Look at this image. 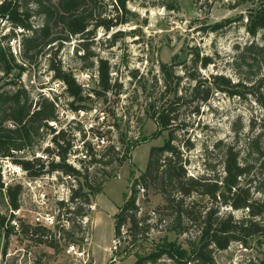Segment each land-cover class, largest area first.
Segmentation results:
<instances>
[{
	"label": "rangeland",
	"instance_id": "374dc122",
	"mask_svg": "<svg viewBox=\"0 0 264 264\" xmlns=\"http://www.w3.org/2000/svg\"><path fill=\"white\" fill-rule=\"evenodd\" d=\"M259 6L260 0H128V11L122 14L129 22L110 30L100 28L84 43L79 35L73 36L58 52V60L73 72L84 89L83 99L77 102L66 92L64 83L53 77L50 51L40 53L20 82L36 98L44 94L56 99L59 119L50 122L56 129L54 134L66 130L73 144L96 136L105 138L104 144H95L88 150L91 158L81 166L83 171L85 165L88 167L89 184L101 190L89 193L90 203L79 200L72 204L70 210L76 208L79 212L63 215V226L35 230L44 227L35 223L28 210L36 209L24 186L30 176L12 157H0L4 182V188H0V264H133L136 254H146L166 239L188 246L189 240L198 235L199 225L186 217L180 222L176 220V215L166 207L165 196L159 192L158 181H148L146 191L138 188V216L147 217L146 222L152 225L148 238H143L141 232L137 240L131 241L134 236L129 235L127 224L122 228L121 242L115 240V214L130 194L133 182L146 170L151 148L163 145L170 129L188 175L213 173L211 168L215 175H223L225 144H234L241 150L242 160L254 164L247 180L264 186V169L258 167L255 155H247L253 140H259L264 147V107L253 96L242 98L224 92H213L205 103L191 101L189 93L194 81L188 77L189 72H196L190 60L194 52L191 47H196L201 56L210 55L214 62L206 69H197L201 76L219 72L237 81L240 73L233 60L253 40L263 42L262 33L253 37L246 29L247 14ZM231 18L234 21L222 29L211 31L212 24ZM32 19L36 26L42 23L39 15ZM13 31L16 36L9 44L22 60L21 29L6 20L0 21V37ZM175 55L185 60L176 67V73L182 76L179 96L183 98L174 105L177 117L172 127L156 135L159 125L153 113L167 105L162 64L172 63ZM102 59L109 67V90L99 86ZM72 102L81 107L75 110ZM54 134L46 133L33 149L18 153L16 158L42 157L47 164L59 160L58 147L52 141ZM47 146L52 153L44 151ZM100 156H104L103 161H95ZM56 176V184L50 181L45 186L48 206L53 210L58 207L57 197L69 194L68 185L81 186L86 180L82 176L71 180ZM61 182L65 185L60 186ZM17 184L22 186L21 207L13 210L7 187ZM83 191L89 189L84 187ZM255 192L264 199V193ZM193 200H197V212L213 205L207 197L187 198L188 202ZM221 212H232L238 218L247 213L230 207H222ZM22 224L31 230L23 232ZM177 224L179 229H174ZM213 255L216 264H260L264 258V236L260 240L254 237L248 245L233 241L227 249H215ZM154 264L178 263L164 256Z\"/></svg>",
	"mask_w": 264,
	"mask_h": 264
},
{
	"label": "trees",
	"instance_id": "16d2710c",
	"mask_svg": "<svg viewBox=\"0 0 264 264\" xmlns=\"http://www.w3.org/2000/svg\"><path fill=\"white\" fill-rule=\"evenodd\" d=\"M127 2L128 0H3L0 2V21L6 20L14 28L21 29L22 58L19 60L9 44L10 40L15 38L16 32L1 35L0 157H12V161L23 167L30 177H39L55 171H61L75 179L84 177L85 186H75L70 200L58 203L60 216L74 211L79 212L76 208L70 210L72 204H76L79 200L90 203L89 193L99 192L101 188L99 186L94 188L89 184L87 165L83 171L67 162L69 152L73 148L72 139L67 136L64 129L54 134L56 129L50 124L51 121L59 119L56 99L44 94L38 98L34 97L20 79L27 67L37 62L40 53L44 50L50 51L49 68L53 72V77L64 83L66 92L74 99L73 101L82 100L84 89L77 82L73 72L64 68L61 60H58V52L73 36L79 35L83 39L81 42L84 43L95 36L100 28L110 30L129 22V19L122 14L128 11ZM34 15L42 17L41 24L37 26L34 24L32 19ZM232 21L234 18L218 21L212 24L210 29L213 32L218 31ZM246 29L253 37L262 33L263 42L253 40L233 60L240 73L237 81L219 72L211 73L208 77L201 76L197 69L199 67L206 69L214 63L213 58L210 55L201 56L200 50L191 47L194 52L190 60L196 68V72L194 70L188 74V77L194 81L189 93L191 101L205 103L210 100L213 92H224L242 98L253 96L264 107V0H260V6L247 14ZM179 58V55H175L172 63L162 64L167 105L153 113L159 125L156 135L172 127L177 117L174 105L183 98L179 96L182 76L176 73V67L182 65L180 63H185V60ZM185 67L188 71V66ZM4 79L6 82L2 83ZM98 81L102 89H110L109 67L107 61L103 59L99 65ZM71 105L75 110L81 107L73 102ZM48 132L54 134L52 141L58 147L59 160L53 159L47 164V160H43L42 157L16 158L18 153L33 149L37 141ZM173 141L174 136L170 129V136L165 143L151 148L146 170L133 182L130 194L126 196L123 205L115 214V240L121 242L122 228L127 224H130L129 235L134 236L131 241L137 240V234L141 232L143 238H148L152 225L146 222L147 217L138 216L140 207L137 203L138 188L146 191L149 188L148 181L159 182L161 185L159 192L165 196L166 207L176 215V220L180 222L182 217H186L195 225H199V232L194 240H189L188 246L166 239L148 253L136 254L137 259L133 264H154L164 256L174 259L178 264H189L192 261L199 264H216L213 255L215 249H227L233 241L248 245L254 237L260 240L264 236V199L258 198L255 191L264 193V186L255 185L251 179L247 180L254 169L251 160L243 161L241 150L236 145L225 144L223 175H215L211 168L213 173L208 171L199 176H191L187 174L181 151ZM249 148L251 149L248 150L247 155H255L258 167L264 169L262 144L256 139L249 143ZM44 151L53 152L50 146ZM103 157L95 158V161H103ZM84 187H87L89 192L83 191ZM0 188H4L1 175ZM21 191L20 184L7 187L13 210L21 207L19 200ZM193 195L207 197L213 205L197 212L194 206L197 200L187 201V198ZM222 207L242 209L247 213L242 218H238L232 212L223 214ZM179 227L177 224L174 229ZM10 228L13 229L14 226ZM30 228L22 224L23 232H29ZM38 229L47 230L46 227L35 228ZM260 264H264V258Z\"/></svg>",
	"mask_w": 264,
	"mask_h": 264
},
{
	"label": "built area",
	"instance_id": "2783aa9c",
	"mask_svg": "<svg viewBox=\"0 0 264 264\" xmlns=\"http://www.w3.org/2000/svg\"><path fill=\"white\" fill-rule=\"evenodd\" d=\"M105 138L96 136L95 139L89 140H82L80 142H77L73 144L72 150L69 152L67 162L74 167L81 169V166L83 163H86L90 160L91 155H89L88 150L90 148H94V145L101 146L105 143ZM56 174H59V177L63 180L72 179V176L66 175L64 176V173L61 171H55L51 175L50 173H47L43 176L39 177H30V179L27 181V184H24L26 186L25 188L30 193V202L34 207V209H28L32 212L33 219L35 223H38L42 225L43 227H56L58 225L63 226L64 216H60V209L57 207V210H53L49 208L48 206V199L49 194L45 186H47L46 183L50 181H56L58 180V176ZM68 180V182H69ZM61 185H65L64 182L60 183ZM69 186V194L67 193L65 196H58L57 204L60 201L68 202L70 200V196L72 194L73 188L76 186L75 184H70ZM55 187V186H54Z\"/></svg>",
	"mask_w": 264,
	"mask_h": 264
}]
</instances>
